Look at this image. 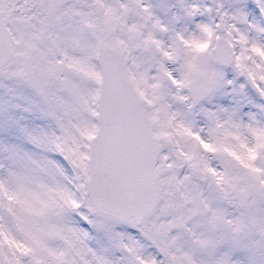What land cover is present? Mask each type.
I'll list each match as a JSON object with an SVG mask.
<instances>
[{"label": "snow or ice", "instance_id": "snow-or-ice-1", "mask_svg": "<svg viewBox=\"0 0 264 264\" xmlns=\"http://www.w3.org/2000/svg\"><path fill=\"white\" fill-rule=\"evenodd\" d=\"M0 264H264V0H0Z\"/></svg>", "mask_w": 264, "mask_h": 264}]
</instances>
